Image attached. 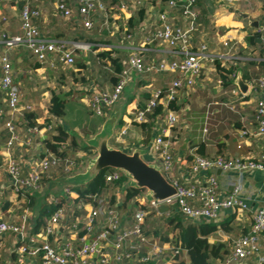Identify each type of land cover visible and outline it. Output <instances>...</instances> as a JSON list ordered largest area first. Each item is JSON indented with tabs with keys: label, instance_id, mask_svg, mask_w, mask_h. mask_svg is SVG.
<instances>
[{
	"label": "crops",
	"instance_id": "obj_1",
	"mask_svg": "<svg viewBox=\"0 0 264 264\" xmlns=\"http://www.w3.org/2000/svg\"><path fill=\"white\" fill-rule=\"evenodd\" d=\"M123 1L127 5L126 10L120 9L118 3L103 0L107 12L95 15L92 18L93 29L87 30L74 0L72 4L74 14L70 19L64 18L57 9V0H33L31 6L40 11V15L34 17L33 22L39 28L43 39L89 46L87 50L80 48L76 50V63L68 68L56 55H51L47 63L42 64L25 47L9 46L8 37L23 35L22 5L0 0V56L8 54L11 58L15 80L21 86V105L33 107L30 113L36 116V121L42 128L46 125L55 127L60 125L76 140L80 148L74 149L70 146L68 150V155L73 160H83L85 157L90 159L97 155L93 148H82L80 141L98 134L107 119L94 116L89 107L91 96L95 92L112 89L119 74L111 59L103 58L102 54L109 52L112 58L119 60L124 69L130 56L141 49L144 38L159 26L162 14L167 16L171 24L183 26L187 23L182 14V5L186 4V0H181L177 8L171 7L169 0ZM197 10L199 19L191 46L195 52L205 46V59L201 75L196 78L194 86L182 90L174 104L173 111L179 118L178 125L173 129L167 127L164 109L160 114L154 115L156 110L149 114L147 121L142 124L135 121L137 113L146 108L152 93L155 90H166L180 75L161 71L158 65L163 60L180 59L181 55L175 54L166 45L153 44L142 54L150 70L145 74L133 72L121 101L110 111L119 110L110 145L128 154L142 150L145 152L143 158L147 163L157 164L154 152L155 139L165 134L173 142L172 152L176 160L172 175L174 180L204 183L210 176H215L222 196L232 191V185L241 184L240 199L248 204V209L244 212L224 211L215 222L218 231L209 238L212 244L218 246L223 244L224 251L230 254L234 240L240 234L250 231L255 213L264 204V170L250 171L242 177L237 172H224L220 169L194 175L189 164L193 155L197 153L190 137L197 121L199 125L214 128V134H217L216 137L202 139V142L206 143L205 157L223 155L226 158L257 159L264 152V137L255 136V102L247 94L243 95L235 84L239 73L246 84L264 76V44L258 40L249 43V38L260 34L264 25V0L221 2L199 0ZM140 12H143L142 16ZM229 53L230 59L224 67L234 70V74L228 77L231 84L226 85L223 81L220 84L221 77L217 65L222 64L221 57ZM54 95L66 99V114L60 119L53 118L49 112ZM229 113L236 115L237 118H230ZM9 117L0 96V221L19 222L25 208H31L32 215L37 216L44 197L39 198L41 195L39 192L26 196L17 193L12 179L8 176L7 163L11 156L21 158L26 176L40 160L45 150L44 140L49 136V132L43 130L31 147L17 145L8 149L10 133L6 128V122ZM17 119L18 117H15V120ZM26 124L25 120L17 125L21 137L29 128ZM227 126L231 129L219 134L220 128ZM206 131V128L202 130L203 133ZM189 157L192 159H188ZM80 171L83 170L79 168L71 174H66L62 166L53 167L50 173L52 178L47 181L75 175L81 173ZM46 182L42 183L43 189L48 184ZM63 189L55 187L52 191L61 194ZM126 193V183L123 182L108 185L102 197L111 204L112 198L116 202H121L118 199L125 200ZM141 195H144V192ZM128 205L129 208L134 207L133 204ZM163 209L167 211L169 208L164 206ZM119 210L128 223L132 220L136 207L134 211L132 208L131 213L130 210L129 212ZM168 218H175V214L161 219ZM153 224L147 222V232H150V236L161 245L167 247L169 242L165 238L172 239L173 234L164 232L166 236H158L157 232L154 234L152 229L150 230ZM13 240L11 235L4 240L0 249V264H4L11 255L10 252L15 249ZM260 243L259 256L248 259L243 264H264L263 237ZM180 259L188 262L186 252L181 254ZM211 262L222 264L221 259H212Z\"/></svg>",
	"mask_w": 264,
	"mask_h": 264
},
{
	"label": "built area",
	"instance_id": "obj_2",
	"mask_svg": "<svg viewBox=\"0 0 264 264\" xmlns=\"http://www.w3.org/2000/svg\"><path fill=\"white\" fill-rule=\"evenodd\" d=\"M8 1L22 5L23 35L7 38L12 48L25 47L42 64L47 63L51 55H56L68 68L76 63L77 49H89L86 44L43 39L39 28L33 22V18L40 15V11L31 6L33 0ZM74 1L78 5L80 18L87 30L93 29L92 18L95 15L107 12L103 0ZM110 1L118 3L122 10L127 9L123 0ZM180 2L181 0L168 1L173 8H177ZM198 2L199 0H186V4L182 5V14L187 21L183 26L169 23L165 14L160 16L159 26L144 38L141 49L127 60L126 67L117 75V82L113 88L95 92L91 96L89 107L94 116L100 118L108 116L115 105L121 101L133 72L145 74L150 70L142 54L150 45L159 43L169 47L175 54H180L181 58L171 61L163 60L158 68L161 71L180 75L166 90H155L152 93L146 108L137 113L135 121L139 124L146 122L147 116L161 107L166 113L167 127L173 129L177 126L179 118L170 106L177 102L182 90L194 86L196 78L201 75L205 59V46L196 52L191 46L199 19ZM72 4L73 0H57V9L66 19H70L74 14ZM259 33L260 41L264 44V25ZM230 56L231 53L221 57L223 67ZM0 63L2 66L0 96L10 115V119L6 122V128L10 133L8 149L17 145L31 147L43 130L54 133L55 126L29 127L25 135L21 137L17 125L25 121V114L32 112L33 107L21 105V86L15 80L10 56L1 55ZM219 83L222 84V79ZM248 85L247 96L255 102V136L264 137V76L253 79ZM15 117L18 119L15 120ZM154 144L157 164L160 165L167 179L177 188L176 197L161 203L147 201L144 195H140L137 200L142 206L134 211L132 220L127 223L118 209L119 202L111 205L102 195H95L91 196L89 201L75 203L73 199L77 193L72 188L66 187L62 195L49 197L48 204L57 208L46 225L38 232L33 230L37 216L32 215L29 208L23 210L19 222L0 221V249L9 235L14 239L15 245V249L12 253L10 252L11 255L4 264H127L134 257L141 263L174 264L175 257L185 252L187 254V251L173 246L170 242L165 247L149 236L146 221L148 217L151 215L157 218L171 217L179 213L185 221L208 223L216 222L226 210L244 212L248 209V204L240 199L241 184L232 185V191L222 196L215 176H210L204 183L174 180L172 175L176 160L172 152L173 142L165 134H161L155 139ZM61 148L65 150L67 146L64 144ZM43 155L44 157L34 164L26 176H24L22 159L13 156L9 158L7 173L17 193L26 196L40 192L43 177L52 178L50 173L53 167L62 166L66 174H71L77 167L75 160L67 158L62 161L47 149L43 150ZM189 168L194 175L203 171L220 169L224 172H237L242 177L250 171L264 170V152L257 159L224 156L206 158L196 154L193 155ZM123 177L124 174L121 171L113 169L107 174L106 183L108 185L122 184L120 181ZM122 200L118 199V201ZM164 206L169 209L164 210ZM262 237L264 238V204L255 213L250 231L240 234L234 240L232 252L222 260V264H243L248 259L258 257Z\"/></svg>",
	"mask_w": 264,
	"mask_h": 264
},
{
	"label": "trees",
	"instance_id": "obj_3",
	"mask_svg": "<svg viewBox=\"0 0 264 264\" xmlns=\"http://www.w3.org/2000/svg\"><path fill=\"white\" fill-rule=\"evenodd\" d=\"M141 16L143 12H140ZM260 41V34H256L253 37L249 38V43H254L255 41ZM261 42V41H260ZM103 58L111 59L112 63L116 67L117 73L122 71V67L119 63V60L116 58H112L109 52H104L102 54ZM220 77L223 83L226 85L231 84L229 81V76L234 74V70L227 69L222 66V64L217 65ZM117 82V80H116ZM174 104L172 103L170 108L173 110ZM49 112L53 118L60 119L65 116L66 114V99L62 96L54 95ZM162 113V108L158 107L156 109V113L154 115ZM25 120L27 122V127H42L38 125L36 121V116L33 113H26ZM46 140H44L45 149L54 153L59 159L62 161L70 158L68 155V151L70 146H73L74 149H79V145L77 144L76 140L70 136V134L60 125H57L54 129V133L50 132L48 134ZM66 145L67 148L64 150L61 148L62 145ZM220 146L223 145L219 144ZM196 153L202 157H205V149L206 143L202 142L201 144H196ZM89 149V148H85ZM45 155V154H44ZM42 154L41 158L44 157ZM223 156V155H218ZM208 158V157H206ZM188 159H192L189 157ZM113 169H108L99 174V176L84 187L74 188L73 190L77 193V196L73 199L75 203H80L82 201H89L91 196L95 195H102L103 192L106 190L108 184L106 183V176L109 172ZM127 178L124 176L120 183H123ZM48 180L47 176H44L42 179V183ZM143 190H137L133 188H128L125 200L121 202H116L114 198L111 200V204L119 205L118 209L126 206L127 204H133V206L141 207V203L137 200V198L143 193ZM33 202V198L31 199ZM31 202V203H32ZM57 206L52 204H48L45 201L40 206V209L37 214L36 224L33 228L34 232H38L41 230L50 219L53 212L56 210ZM169 222V228L171 229L172 233L174 234L173 239L168 237L165 238L166 241L172 243L173 246L181 248L183 251H187L188 255V262L180 259L181 255H177L175 257L176 264H212V259H221L224 260L229 255L226 251H224V245L221 244L220 246L216 244H212L209 242V238L218 231V226L215 222H192V221H185L182 218V215H177L175 218L165 219ZM167 222V221H166ZM173 223H176L173 225ZM83 233H81L82 235ZM150 236V232H147ZM127 264H154L153 262L148 263H141L138 262L136 257L132 260H129Z\"/></svg>",
	"mask_w": 264,
	"mask_h": 264
},
{
	"label": "water",
	"instance_id": "obj_4",
	"mask_svg": "<svg viewBox=\"0 0 264 264\" xmlns=\"http://www.w3.org/2000/svg\"><path fill=\"white\" fill-rule=\"evenodd\" d=\"M235 84L243 95L247 94L249 85L243 81L241 73L238 74ZM118 117V109L110 112L101 131L89 138L85 144H81L82 148H93L97 151V155L88 160L85 170L51 182L50 188L84 187L94 181L101 172L114 169L121 171L129 180V188L143 190L147 201L162 203L176 197L178 192L175 185L167 179L159 164L147 163L144 160V151L135 150L128 154L110 145Z\"/></svg>",
	"mask_w": 264,
	"mask_h": 264
},
{
	"label": "rangeland",
	"instance_id": "obj_5",
	"mask_svg": "<svg viewBox=\"0 0 264 264\" xmlns=\"http://www.w3.org/2000/svg\"><path fill=\"white\" fill-rule=\"evenodd\" d=\"M229 115H230V118H232V119H234V118H237V116L236 115H234V114H232V113H229ZM100 119H98V121H99ZM101 121V120H100ZM178 125V124H177ZM204 128H206L207 129V131L205 132V133H203L202 132V130L204 129ZM229 128L230 127H221L220 128V130H219V134H223L226 130H229ZM200 129V132H198V130ZM231 129V128H230ZM212 136H214V137H216L217 136V134H214V128H211V127H204V126H202V125H199L198 124V122L196 121L195 122V125L193 126V132H191V141H192V143H193V145H196V144H201L202 143V139L203 138H206V137H212ZM89 139V138H88ZM88 139H86V140H81L80 142L81 143H86L87 142V140ZM69 148V147H68ZM68 151V150H67ZM88 160H89V157L88 158H86L85 157V159H75V161L77 162V167H76V169L75 170H79V168L80 169H82L83 171L85 170V168H86V166H87V164H88ZM81 172V171H80ZM64 176H61V178H63ZM55 180H57V179H53L51 182H53V181H55ZM48 182V184H46L45 185V187H44V189H43V187H42V189L40 190V192H39V194H41L40 195V197L39 198H41V199H43V197H44V201L46 202V203H48V199H49V197H53V196H60V195H62L63 194V192H64V189H63V186H59V187H61L62 189H63V191H62V193L61 194H58V192H56V191H52V189L50 188V183L51 182H49V181H47ZM46 182V183H47ZM124 183H126V187H127V189L129 188V180L128 179H126L125 181H124ZM58 187V188H59ZM43 196V197H42ZM130 206L127 204L126 206H124V207H122L121 209H123V212L124 211H126V212H129V210H130V213H131V210H132V208H133V210L132 211H134V207H136V206H134V207H132V208H129ZM138 207H136V209H137ZM31 209V208H30ZM177 215H180L179 213H176L175 214V216H177ZM183 218V217H182ZM169 219V218H168ZM149 220H151V221H149ZM146 221L147 222H153L154 224L151 226V228H150V230L152 229V231L154 232V234L157 232V234H158V236H166V235H164V232L166 233V234H169V233H172V231H171V229L169 228V222H168V220H165V219H157V218H154L153 217V215H151L150 217H148L147 219H146ZM167 221V222H166ZM174 224H176V223H173V225ZM173 236H174V234H173Z\"/></svg>",
	"mask_w": 264,
	"mask_h": 264
}]
</instances>
